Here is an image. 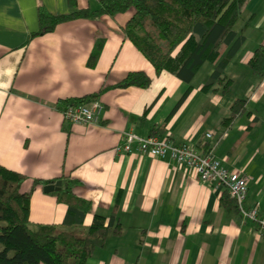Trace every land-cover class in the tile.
<instances>
[{
    "label": "crops",
    "instance_id": "1",
    "mask_svg": "<svg viewBox=\"0 0 264 264\" xmlns=\"http://www.w3.org/2000/svg\"><path fill=\"white\" fill-rule=\"evenodd\" d=\"M97 2L0 0V164L24 175L28 219L60 223L66 205L56 190L42 186L60 179L62 188L70 178L71 192L90 204L82 224L94 213L107 219L114 205L120 224L84 264H264V231L257 221L264 210V72L257 76L248 65L254 47L264 44V0H244L233 23L244 41L222 71L229 87L201 88L213 69L204 61L177 105L187 83L165 70L154 73L121 30L132 8L68 19L33 34L40 9L63 13ZM98 38L102 46L88 66ZM129 70L145 71L148 85L114 86ZM89 93L101 105L96 121L64 120L58 101ZM235 98L244 100L243 109L224 123ZM122 131L205 148L246 178L244 205L257 203V219L221 204L220 185L199 179L168 155L123 150Z\"/></svg>",
    "mask_w": 264,
    "mask_h": 264
},
{
    "label": "trees",
    "instance_id": "2",
    "mask_svg": "<svg viewBox=\"0 0 264 264\" xmlns=\"http://www.w3.org/2000/svg\"><path fill=\"white\" fill-rule=\"evenodd\" d=\"M243 1L98 0L95 7L84 6L63 13L40 9L37 13L38 29L33 34L51 30L57 23L68 19L95 18L102 14L113 16L132 8L121 30L150 63L154 73L165 70L187 83L175 103L177 105L189 90L188 82L204 61L212 62L213 69L201 88L221 84L225 91L229 87L230 80L222 75V71L244 41L243 34L233 29ZM101 46L102 39H96L86 65L94 64ZM248 65L257 76L263 74L264 44L254 47ZM149 82L150 77L145 71L129 70L114 86L145 87ZM94 96L95 93H89L73 100H59V107L87 101ZM243 102L242 98L231 102L224 123L230 122L243 109ZM160 128L158 125L155 130ZM201 152L206 153V149ZM23 179L22 173L0 164V264H84L93 249L102 245L108 231H120L116 205L107 219L94 213L88 224H82V217L90 204L71 192L70 185L75 180L70 178H65L64 187L53 191L56 199L66 205L63 220L60 223L30 222V192L21 189ZM219 200L221 204L236 209L234 200L225 189Z\"/></svg>",
    "mask_w": 264,
    "mask_h": 264
},
{
    "label": "built area",
    "instance_id": "3",
    "mask_svg": "<svg viewBox=\"0 0 264 264\" xmlns=\"http://www.w3.org/2000/svg\"><path fill=\"white\" fill-rule=\"evenodd\" d=\"M101 109L96 99L68 103L61 107L60 113L64 120L71 123H91L96 121ZM206 136L210 133L206 132ZM121 142L118 145L125 151L134 150L151 156L168 155L185 167L193 168L199 179L220 185L232 197L239 215L248 220L257 219L258 205L246 207L244 197L246 193V178L237 171L224 168L218 159L208 153H202L192 144L174 143L166 136L148 134L139 137L129 131H122ZM259 225L264 231V210L261 211Z\"/></svg>",
    "mask_w": 264,
    "mask_h": 264
},
{
    "label": "water",
    "instance_id": "4",
    "mask_svg": "<svg viewBox=\"0 0 264 264\" xmlns=\"http://www.w3.org/2000/svg\"><path fill=\"white\" fill-rule=\"evenodd\" d=\"M60 179H56L54 181H51L49 183H45L42 186V190L47 192V191H53V190H58L60 188Z\"/></svg>",
    "mask_w": 264,
    "mask_h": 264
},
{
    "label": "rangeland",
    "instance_id": "5",
    "mask_svg": "<svg viewBox=\"0 0 264 264\" xmlns=\"http://www.w3.org/2000/svg\"><path fill=\"white\" fill-rule=\"evenodd\" d=\"M32 225V224H31Z\"/></svg>",
    "mask_w": 264,
    "mask_h": 264
}]
</instances>
